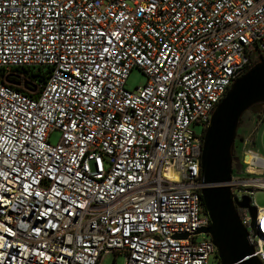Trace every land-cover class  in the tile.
I'll use <instances>...</instances> for the list:
<instances>
[{
  "label": "built area",
  "instance_id": "built-area-1",
  "mask_svg": "<svg viewBox=\"0 0 264 264\" xmlns=\"http://www.w3.org/2000/svg\"><path fill=\"white\" fill-rule=\"evenodd\" d=\"M260 62L264 0H0V264H209L205 133ZM21 68L49 71L37 96L5 83ZM222 185L264 264L251 140Z\"/></svg>",
  "mask_w": 264,
  "mask_h": 264
},
{
  "label": "water",
  "instance_id": "water-1",
  "mask_svg": "<svg viewBox=\"0 0 264 264\" xmlns=\"http://www.w3.org/2000/svg\"><path fill=\"white\" fill-rule=\"evenodd\" d=\"M6 82L24 85L28 82ZM30 85H32L30 83ZM36 92L37 87L28 89ZM264 104V62L257 63L237 79L216 107L206 130L201 158V190L205 212L211 225L198 233L209 234L217 248L221 264H263L254 256V247L248 232L242 225L236 204L249 207L255 220L256 208L250 207L249 198L236 202L229 186L222 184L231 180L234 156L232 152L242 116L248 110H257ZM255 145V144H254Z\"/></svg>",
  "mask_w": 264,
  "mask_h": 264
},
{
  "label": "rangeland",
  "instance_id": "rangeland-1",
  "mask_svg": "<svg viewBox=\"0 0 264 264\" xmlns=\"http://www.w3.org/2000/svg\"><path fill=\"white\" fill-rule=\"evenodd\" d=\"M147 81L146 75L138 68H134L127 80V88L134 90L137 86H143ZM195 130L202 132V127L197 126ZM59 139V133H54L51 142L55 143ZM249 139L255 144L257 152L264 157V104L257 107V110H248L241 118L237 130L236 141L233 145L232 152L238 155L242 143ZM253 201L260 207H264V190H256L253 196ZM201 240V236L198 237ZM114 255L107 252L103 255L101 264H114ZM117 264L124 262L125 256L121 255L117 258ZM209 264H219V256L214 254L209 260Z\"/></svg>",
  "mask_w": 264,
  "mask_h": 264
},
{
  "label": "trees",
  "instance_id": "trees-1",
  "mask_svg": "<svg viewBox=\"0 0 264 264\" xmlns=\"http://www.w3.org/2000/svg\"><path fill=\"white\" fill-rule=\"evenodd\" d=\"M16 73H18L19 75H17V79L14 80L12 77L11 74L8 75L9 77V80L11 82H19V81H26L28 82V89H33L34 87H37V90L36 92H31L29 91L28 89H26L24 87V85H20V86H17V85H13V84H10L8 82H5L7 85L11 86V87H14L15 89L19 90V91H22L24 93H27L28 95H31V96H37V94L39 93V88L44 85L46 83V80H47V74L49 73V71H42V72H39V73H34L26 68H21V69H17L16 70ZM30 83L32 85H30ZM233 156L236 157L237 155L235 154L234 150H233ZM204 206V204H203ZM205 210V208H204Z\"/></svg>",
  "mask_w": 264,
  "mask_h": 264
},
{
  "label": "flooded vegetation",
  "instance_id": "flooded-vegetation-1",
  "mask_svg": "<svg viewBox=\"0 0 264 264\" xmlns=\"http://www.w3.org/2000/svg\"><path fill=\"white\" fill-rule=\"evenodd\" d=\"M11 75H12V77H14L13 79L16 80V79H17V75H19V74L16 73V72H14V73H12Z\"/></svg>",
  "mask_w": 264,
  "mask_h": 264
}]
</instances>
